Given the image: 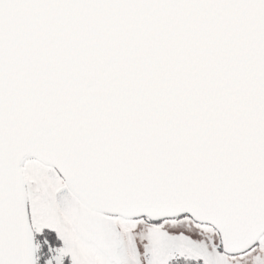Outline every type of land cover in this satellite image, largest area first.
Listing matches in <instances>:
<instances>
[{
	"label": "snow or ice",
	"instance_id": "snow-or-ice-1",
	"mask_svg": "<svg viewBox=\"0 0 264 264\" xmlns=\"http://www.w3.org/2000/svg\"><path fill=\"white\" fill-rule=\"evenodd\" d=\"M0 264H264V0H0Z\"/></svg>",
	"mask_w": 264,
	"mask_h": 264
}]
</instances>
